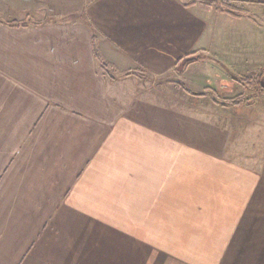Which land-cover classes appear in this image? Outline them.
Wrapping results in <instances>:
<instances>
[{
  "label": "crops",
  "instance_id": "crops-1",
  "mask_svg": "<svg viewBox=\"0 0 264 264\" xmlns=\"http://www.w3.org/2000/svg\"><path fill=\"white\" fill-rule=\"evenodd\" d=\"M253 15L264 0H0V264H193L247 225L264 264Z\"/></svg>",
  "mask_w": 264,
  "mask_h": 264
},
{
  "label": "rangeland",
  "instance_id": "rangeland-1",
  "mask_svg": "<svg viewBox=\"0 0 264 264\" xmlns=\"http://www.w3.org/2000/svg\"><path fill=\"white\" fill-rule=\"evenodd\" d=\"M240 12H242V10H240ZM253 18L255 20H260L261 24L264 26V18H262L261 16L257 17L255 15H253ZM227 29L229 28L227 27ZM217 219L219 218L218 217H212V218L205 217V218H198V219L196 218L194 221V226L196 228L206 227L207 222L212 221V220H217ZM189 236L190 237H188V241H194L192 239L193 237L190 234ZM220 236H221V241L217 240L218 243H217L216 248L211 249V250H208L207 248H205V250H200V251L195 250V254L192 253V257L194 258V261H195V263L193 264H200L199 261H201L200 257L202 256L197 255V253L203 254V256L206 257V260L207 258H209L207 261H209L210 264H215L222 260L224 262H227L228 264H232L234 262L238 264H249V260L251 257L249 225L243 227L241 231L238 233H233V234L225 233ZM195 240L196 242L197 241L202 242V238L200 236H196ZM179 241L180 243H182L187 240L183 238V235H180ZM223 247H227V249H224ZM173 254L175 255L174 256L169 255V257L181 258L183 255V251H180V250L172 251L171 255ZM169 257L168 255H163V260H161L162 264H183V262L185 261V260L183 261L182 259H179V262H180L179 263L177 262L178 260L171 261L170 259H168ZM220 258H223V259H220ZM207 261H206V264H207Z\"/></svg>",
  "mask_w": 264,
  "mask_h": 264
},
{
  "label": "trees",
  "instance_id": "trees-1",
  "mask_svg": "<svg viewBox=\"0 0 264 264\" xmlns=\"http://www.w3.org/2000/svg\"><path fill=\"white\" fill-rule=\"evenodd\" d=\"M224 4H225L224 9H222V10H224L225 12H227L231 15L238 16V14L235 11V8L232 6V4L230 2H224ZM259 90L264 93V86L260 85Z\"/></svg>",
  "mask_w": 264,
  "mask_h": 264
}]
</instances>
